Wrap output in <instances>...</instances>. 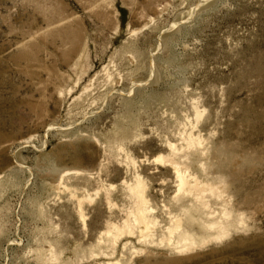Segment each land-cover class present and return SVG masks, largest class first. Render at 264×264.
<instances>
[{
  "label": "rangeland",
  "instance_id": "374dc122",
  "mask_svg": "<svg viewBox=\"0 0 264 264\" xmlns=\"http://www.w3.org/2000/svg\"><path fill=\"white\" fill-rule=\"evenodd\" d=\"M0 264H264V0H0Z\"/></svg>",
  "mask_w": 264,
  "mask_h": 264
}]
</instances>
